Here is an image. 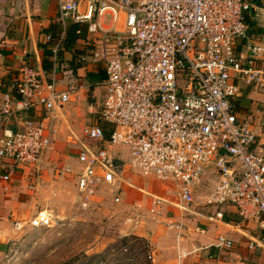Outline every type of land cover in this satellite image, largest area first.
Segmentation results:
<instances>
[{
    "label": "built area",
    "instance_id": "obj_1",
    "mask_svg": "<svg viewBox=\"0 0 264 264\" xmlns=\"http://www.w3.org/2000/svg\"><path fill=\"white\" fill-rule=\"evenodd\" d=\"M56 1L62 22L69 18L86 24L85 49L77 62H101L105 69V77L96 82L104 89L98 121L83 125L75 135L80 145L76 187L83 203L104 183L127 182L122 172L129 166L139 175L174 182L184 210L230 203L244 219L264 220V144L258 145L252 123L231 103L242 84L264 91V0ZM107 19L110 27L103 25ZM63 37L52 44L48 72L23 64L15 93L3 92L0 124L15 117L18 126L2 128L0 159L37 166L55 131L45 116L79 95L81 85L73 82L57 88ZM36 106L43 108L41 118L22 116ZM116 145L126 147L127 157L111 153ZM209 165L218 180L195 195ZM165 202L151 195L149 213L159 214ZM57 222L40 209L14 225ZM174 225L180 226L168 224ZM215 245L230 249L233 243L218 234Z\"/></svg>",
    "mask_w": 264,
    "mask_h": 264
},
{
    "label": "crops",
    "instance_id": "obj_2",
    "mask_svg": "<svg viewBox=\"0 0 264 264\" xmlns=\"http://www.w3.org/2000/svg\"><path fill=\"white\" fill-rule=\"evenodd\" d=\"M73 23L83 29L72 43L63 44L58 53L57 88L64 89L73 82L81 85L80 95L45 116L44 121L55 131L50 147L37 166L27 168L14 165L9 158L0 159V253L5 252L7 243L15 239L22 228H16L15 221L23 223L40 209H46L54 216L58 210L67 208L66 181L76 182V172L80 169L77 159L80 145L75 135L80 134L83 125L98 121L97 115L86 118L77 101L84 89L92 87L94 92L101 91L100 105L104 89L96 82L105 77L101 62H75V54L85 49L86 24L69 18L62 22L56 0H0V102L3 92L15 93L14 81L23 64L42 69L43 59H52L51 47L55 40L63 33L64 37L75 35ZM103 25L110 27L109 20H104ZM116 25L122 27L119 23ZM47 51H50L48 56ZM90 74H93L92 78ZM45 78L49 79V76L46 74ZM231 103L240 117L252 123L258 145L264 144V91L242 84ZM43 115L41 106L22 114L35 118ZM4 126L15 129L18 119L6 118L0 124V133ZM110 150L114 156L127 157L123 145L112 146ZM65 167H70V171H63ZM6 173L8 179L2 177ZM122 174L127 182L104 183L96 193L108 191L107 203L122 219L125 233L128 231L148 239L154 248L155 264H264V220L244 219L230 203L199 204L192 210H184L178 205V188L174 182L160 180L154 175H139L129 166ZM218 177L214 166L209 165L195 188V195L211 189ZM116 195L118 201H114ZM151 195L166 199L159 214L148 211ZM170 221L180 226L170 227ZM218 234L232 240L230 249L215 245ZM249 243L253 246L249 247Z\"/></svg>",
    "mask_w": 264,
    "mask_h": 264
},
{
    "label": "rangeland",
    "instance_id": "obj_3",
    "mask_svg": "<svg viewBox=\"0 0 264 264\" xmlns=\"http://www.w3.org/2000/svg\"><path fill=\"white\" fill-rule=\"evenodd\" d=\"M100 92L92 87L81 92L77 102L86 118L97 115ZM66 182L69 204L53 214L58 222L37 227L23 224L0 253V264H148L147 250L152 264L156 263L154 248L146 237L125 233L122 219L107 203L106 189L83 203L76 182ZM142 240L147 241V248Z\"/></svg>",
    "mask_w": 264,
    "mask_h": 264
},
{
    "label": "trees",
    "instance_id": "obj_4",
    "mask_svg": "<svg viewBox=\"0 0 264 264\" xmlns=\"http://www.w3.org/2000/svg\"><path fill=\"white\" fill-rule=\"evenodd\" d=\"M74 24V26H73V30H74V32H75V35H73V37H63V40H62V45L63 44H67V42L68 43H72L73 42V40L77 37V36H80L81 35V33H82V31H81V33H77L76 32V29H78L77 27L78 26H76L75 25V23H73ZM249 28H250V30H254L255 29V25H254V22L253 21H249ZM83 28H81V30H82ZM60 51V50H59ZM59 51H58V53H59ZM49 53H50V51H47L46 52V55L48 56L49 55ZM76 54H75V58H76ZM75 62H77V59L75 60ZM78 64H80L79 62H77ZM51 65H52V62H51V60H49L47 57L46 58H44L43 59V69L46 71V72H48L49 70H50V68H51ZM91 78L93 77V74H90L89 75ZM101 78H103V77H101ZM135 237V236H134ZM123 240H126L127 239V237L126 236H124L123 238H122ZM143 241V243L146 245L145 246V248H147V241L145 242L144 240H142ZM146 260H147V262H148V264H152V262H151V260H152V254H151V252L149 251V250H147V252H146Z\"/></svg>",
    "mask_w": 264,
    "mask_h": 264
}]
</instances>
